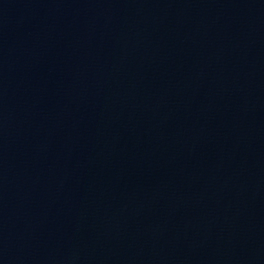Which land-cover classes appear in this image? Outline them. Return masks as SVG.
Here are the masks:
<instances>
[{
	"label": "water",
	"instance_id": "1",
	"mask_svg": "<svg viewBox=\"0 0 264 264\" xmlns=\"http://www.w3.org/2000/svg\"><path fill=\"white\" fill-rule=\"evenodd\" d=\"M0 264H264V0H0Z\"/></svg>",
	"mask_w": 264,
	"mask_h": 264
}]
</instances>
